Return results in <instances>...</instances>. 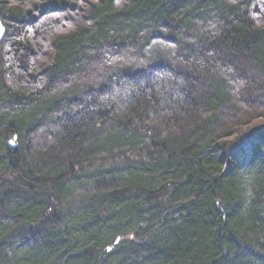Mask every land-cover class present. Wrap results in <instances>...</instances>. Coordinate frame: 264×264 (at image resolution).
Listing matches in <instances>:
<instances>
[{
  "label": "trees",
  "instance_id": "16d2710c",
  "mask_svg": "<svg viewBox=\"0 0 264 264\" xmlns=\"http://www.w3.org/2000/svg\"><path fill=\"white\" fill-rule=\"evenodd\" d=\"M0 19V264H264V0Z\"/></svg>",
  "mask_w": 264,
  "mask_h": 264
},
{
  "label": "water",
  "instance_id": "95a60500",
  "mask_svg": "<svg viewBox=\"0 0 264 264\" xmlns=\"http://www.w3.org/2000/svg\"><path fill=\"white\" fill-rule=\"evenodd\" d=\"M4 32H5V26L3 25V23L0 19V37L3 36Z\"/></svg>",
  "mask_w": 264,
  "mask_h": 264
}]
</instances>
